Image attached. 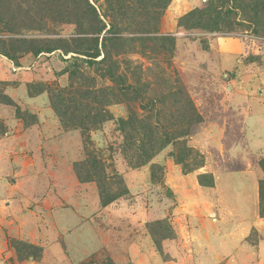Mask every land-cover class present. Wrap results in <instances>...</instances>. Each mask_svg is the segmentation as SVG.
Masks as SVG:
<instances>
[{"label":"rangeland","instance_id":"1","mask_svg":"<svg viewBox=\"0 0 264 264\" xmlns=\"http://www.w3.org/2000/svg\"><path fill=\"white\" fill-rule=\"evenodd\" d=\"M235 1L234 32L211 33L180 25L210 0H171L153 22L141 0H0V264H264V157L249 209L245 167L225 168L245 162V95L260 94L245 85L263 91L264 54L210 50L221 38L263 45L258 0ZM111 27L120 40L105 46ZM188 101L203 121L159 150L185 131L173 125ZM250 108L264 152V99ZM144 133L157 148L146 164L125 139Z\"/></svg>","mask_w":264,"mask_h":264},{"label":"trees","instance_id":"2","mask_svg":"<svg viewBox=\"0 0 264 264\" xmlns=\"http://www.w3.org/2000/svg\"><path fill=\"white\" fill-rule=\"evenodd\" d=\"M141 1L142 2H141L140 8L143 11L145 10L146 12H151L150 11L151 9H148V7H150L152 5L151 8L155 11V13H153V17H152V22H153V21H155V17L159 18L158 16L160 13H157V12L162 11L170 3L171 0H141ZM215 1L216 0H210L209 4L205 10H195V11H192L191 13L187 14L186 16H184L180 21V25L186 26L189 28H198V29L207 30L211 33H218V32L219 33L220 32L232 33V32H234L233 25H232L233 23H231L233 21L230 20V16L233 14V12H232L233 9H231V8L226 9V7H225L226 4H230L233 0H224V1L218 0L216 2ZM234 2H236V1L234 0ZM240 6H241V10H242V8L245 9V4L240 5ZM236 9L240 10V8H238V7ZM250 9L252 10V13H255L256 17L257 16L258 17L259 16L264 17V0H258L257 2L253 1ZM140 27H141V25H140ZM142 27L147 29L145 32H142L143 34L158 33V37H160V38L157 40H159V42L161 43V46H164L168 41L174 43L173 38H171V36H169V37L163 36V35H160L157 30L153 31L150 23L143 24ZM112 29H113V31H112ZM110 31H111L110 34H112L113 36L112 37H108V36L105 37V39H104V45L105 46H106V43H108V42H112L114 40H120V37H117L118 33L114 27H111ZM160 43H158V44H160ZM207 48L208 47H206L205 49H207ZM42 52H44L42 49L36 50L35 54L39 55ZM48 52H54V50L49 49ZM99 57H100V52H98L97 55L93 56L92 58L94 60H96ZM99 62L101 64L107 63L108 62V54L105 55V57ZM188 104L192 109V111L189 112L190 114H188L189 116L184 118L183 114H186V112L183 111L184 113L182 114L183 115L182 121L177 122V123L183 122V124L182 125L181 124L180 125H173L177 128L184 127L185 131L183 133H180V134H174L173 136H170L169 133H165L161 138L164 140V144H162L160 146L159 150L164 148L165 144L168 145L169 143H174V142L180 140L181 138L187 139L190 135V128L194 124H198V123H201L203 121V117L200 115V113L198 112V110L194 106L193 102L188 101ZM147 106L152 108L149 105H147ZM179 112L182 113V110H180ZM185 119H188V120L183 121ZM131 122H132L131 119L127 120V121H125V120L121 121V123L123 124V126L125 128L128 127L129 129L135 130L137 128L136 127L137 122H134V123H131ZM166 129H167V127H166ZM138 137H139L138 135L137 136H128V135L126 136L125 135V139L130 140L131 142L133 140H136V141H134L135 143H131V147H136V144L139 145V147H140L139 150L141 149L140 151H142V155L140 154V157L144 158V156H146V159H142V162H144L142 164H146L150 160V158L157 152V150H156L157 148H156L155 144L152 143V140H151V138H149V135L144 133L141 138H138ZM88 144H89L88 142H86V144H85L87 160L89 161V163H92L95 168L102 166V162L93 154L94 151L89 149ZM177 146H178V144H177ZM185 152H187V156L197 154V152L193 148H186ZM182 154L183 153L178 154V155L175 154L174 157L176 159H178V161L181 164H183V166L185 168H187L188 164L186 162V153L184 155H182ZM142 164H140V165H142ZM259 165L264 170V158L259 161ZM260 187H261V198H262L261 217L264 218V181H262L260 183Z\"/></svg>","mask_w":264,"mask_h":264},{"label":"crops","instance_id":"3","mask_svg":"<svg viewBox=\"0 0 264 264\" xmlns=\"http://www.w3.org/2000/svg\"><path fill=\"white\" fill-rule=\"evenodd\" d=\"M255 46H257L259 52H262L264 54V43L262 46L260 44H257L256 41L252 42L251 44H245L243 40L233 39V38H227V39L221 38L214 40V42L211 44L210 50L213 53L217 52L222 57H226V58L228 57L233 59L235 57L243 55L245 51L249 50V48L254 49ZM260 86L261 85H245V91L247 92L249 91L253 93V89H257V88L259 89L260 92L258 96L245 95V124H243V126L241 127L245 131V135H244L245 149H246L245 162L242 159L238 161H228L225 166V168L227 169H231L233 168V166L238 169L245 167V182L244 184L242 183L243 188L241 189V195L242 198L245 200V206L247 209H249L252 204L254 205V203L258 198L257 186L261 176L258 173V169L256 168V165L259 161V158L264 157V152L260 149H256L257 145L254 147V143L252 142L251 139V137L259 138L260 135H258V132L253 125L252 127H249V121L251 120V118H253V115L249 114L251 113V108H250L251 100L256 98L264 99V88L262 91L260 89ZM225 121L224 120L221 121L222 123H220L218 128L219 132L221 128L226 127V129H228L230 127L229 122L227 121L225 123ZM222 125L225 126L222 127ZM255 210L257 211V207L255 208Z\"/></svg>","mask_w":264,"mask_h":264}]
</instances>
